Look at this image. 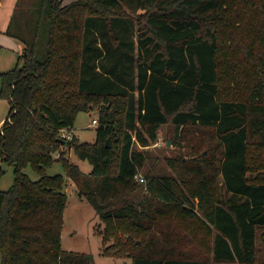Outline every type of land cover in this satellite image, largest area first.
<instances>
[{
  "label": "trees",
  "instance_id": "trees-1",
  "mask_svg": "<svg viewBox=\"0 0 264 264\" xmlns=\"http://www.w3.org/2000/svg\"><path fill=\"white\" fill-rule=\"evenodd\" d=\"M234 6L246 35L223 50L224 0H18L6 34L25 47L16 68L0 73V95L10 103L0 161L15 175L0 190V264H95L91 254L62 249L68 197L65 178L48 174L55 162L104 224L97 233L105 256L133 264L257 263L264 0ZM241 86L248 96L228 98ZM96 108L95 143L62 138L79 113ZM164 125L210 129V152L181 165L172 160L179 181L146 174L141 186L146 155L138 147L157 143ZM62 148L93 171L62 152L55 159Z\"/></svg>",
  "mask_w": 264,
  "mask_h": 264
},
{
  "label": "rangeland",
  "instance_id": "rangeland-1",
  "mask_svg": "<svg viewBox=\"0 0 264 264\" xmlns=\"http://www.w3.org/2000/svg\"><path fill=\"white\" fill-rule=\"evenodd\" d=\"M234 1L235 0H224L229 11H226V16L222 17L219 26L223 28L220 33L225 38L223 41V50L229 47L228 40H240L246 35L244 31H241L243 25L237 22L240 20L234 18V13L240 11V9L237 10L234 6ZM26 12L29 13V10L26 9ZM126 13L133 17L130 11L126 10ZM134 20L136 22L135 18ZM17 57V50L3 47L0 52V69L9 67L8 70L4 71L7 72L16 68L19 63V60L17 62ZM228 57L230 56L226 55V58ZM239 88L240 89L233 88L232 91L228 93V98H231L233 93H236V97L238 98L248 96V93L242 89V86ZM9 108V101L1 98L0 95V117L4 113L9 115ZM93 120L99 121L97 108L90 113H79L75 121V126L71 130L65 131L64 134L68 135V132H72L81 142L95 143L98 124H93ZM212 137V131L206 128L188 126L177 130L173 125L162 126L159 130L157 143L151 144L148 147H138V149L144 151L146 155V164L138 175L139 179L145 178V182H140V185H146V174L170 175L179 181L181 169L178 168L177 173L170 162L172 160H177L179 165H181L193 158L194 155L198 156L204 153L208 156L210 145H212L210 143ZM254 149L255 147L251 149L252 154L258 151ZM61 152L64 154L65 158L78 165L82 172L90 174L93 171V166L89 161L79 160L75 153L67 148H62L59 153L54 154V158L58 159ZM0 168L2 170L0 190L7 191L14 185V167L4 162L0 165ZM24 172L32 181H37L39 179V175L31 166H28ZM48 174L51 176L62 175L66 180L65 193L68 198L64 214L62 249L64 251L91 254L94 257L95 264H133L132 260L125 255L115 258L103 255L102 248H105V246L103 245L102 237L99 236L97 232L99 229H104V224L93 206L86 199L78 195L75 184L68 179L62 165L59 162H55L48 170ZM186 224L185 222L183 226ZM258 234V258L256 264H264V228L261 229Z\"/></svg>",
  "mask_w": 264,
  "mask_h": 264
},
{
  "label": "crops",
  "instance_id": "crops-1",
  "mask_svg": "<svg viewBox=\"0 0 264 264\" xmlns=\"http://www.w3.org/2000/svg\"><path fill=\"white\" fill-rule=\"evenodd\" d=\"M73 1H76V0H64V3L68 4V3H71ZM17 2H18V0H1V4H0V52H1V49L3 47L13 48V49L17 50V53H18L17 62H18V58L23 53L25 45L21 41H19L18 39L13 38L11 36H8L6 34L8 26H9L10 21H11V18L15 12ZM11 39H13L15 42ZM0 64H1V61H0ZM8 68L9 67H5V68L0 69V70H3V71H0V73H4V71L8 70ZM0 86H1V84H0ZM0 90H1V87H0ZM9 110H10V108H9ZM7 117H8L7 113H4L3 115H1V117H0V131L2 129V126L5 122V120L7 119ZM2 163H4V162L0 161V165Z\"/></svg>",
  "mask_w": 264,
  "mask_h": 264
},
{
  "label": "built area",
  "instance_id": "built-area-1",
  "mask_svg": "<svg viewBox=\"0 0 264 264\" xmlns=\"http://www.w3.org/2000/svg\"><path fill=\"white\" fill-rule=\"evenodd\" d=\"M0 4H1V0H0ZM93 124H95V125L98 124V121L97 120H93ZM65 131L66 130L62 131V133H61L62 138H66L68 140H72V138L74 137V134L72 132H68V135H65L64 134ZM136 178L139 179L138 176H136ZM139 180L141 182H144V178H140Z\"/></svg>",
  "mask_w": 264,
  "mask_h": 264
},
{
  "label": "water",
  "instance_id": "water-1",
  "mask_svg": "<svg viewBox=\"0 0 264 264\" xmlns=\"http://www.w3.org/2000/svg\"><path fill=\"white\" fill-rule=\"evenodd\" d=\"M107 147L110 148V139L107 140Z\"/></svg>",
  "mask_w": 264,
  "mask_h": 264
}]
</instances>
